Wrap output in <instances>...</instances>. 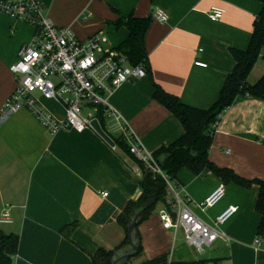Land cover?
I'll return each mask as SVG.
<instances>
[{"label":"crops","instance_id":"0c3cea01","mask_svg":"<svg viewBox=\"0 0 264 264\" xmlns=\"http://www.w3.org/2000/svg\"><path fill=\"white\" fill-rule=\"evenodd\" d=\"M41 1L44 15L55 26L70 28L80 40L105 33L106 49L118 48L129 36L126 28L108 24L119 15L151 17L145 37L150 73L121 86L110 103L153 153L184 134L180 121L153 99V83L186 106L210 109L234 70L231 50L248 49L254 22L262 11L256 0ZM213 7L226 11L219 22L208 17ZM156 8L168 15L167 23L157 21ZM34 34L32 26L0 13V115L17 85L11 68ZM262 77L264 51L248 83L255 85ZM43 104L58 119L65 117L59 103L44 100ZM209 158L216 167L230 169L244 179L264 181V100L236 99L216 127ZM178 181L192 201L193 212L208 224L229 207H239L221 228L230 241L219 240L203 254L187 247L189 258L177 260L178 234L164 229L160 213L166 206L162 205L139 227L144 261L168 254L172 262L264 264V234H258L261 216L256 211L258 186L247 190L230 183L225 198L202 211L198 205L222 181L213 174L196 176L186 168ZM140 183L141 177L122 152L93 129L83 133L64 129L52 136L27 111L0 124V214L8 207L13 218L11 225L0 223V232L20 237L14 264H91L98 249L114 250L126 238L117 219L129 201L140 197ZM104 193L108 196L103 197ZM74 221L78 227L69 241L61 230Z\"/></svg>","mask_w":264,"mask_h":264},{"label":"built area","instance_id":"2783aa9c","mask_svg":"<svg viewBox=\"0 0 264 264\" xmlns=\"http://www.w3.org/2000/svg\"><path fill=\"white\" fill-rule=\"evenodd\" d=\"M43 12L41 0H0V13L35 29L33 40L20 49L19 59L11 68L17 85L1 109L0 124L18 112L27 111L55 136L64 129L83 133L92 129L93 121H98L115 143L113 149L122 152L124 160L139 177L143 172L138 164H132V159L165 181L168 200L160 213L164 229L175 235L182 233L188 247L198 254H203L219 240L230 241L221 228L235 217L239 207H229L213 224L200 219L193 212L192 201L181 183L162 171L154 153L134 135L128 122L110 103L121 86L146 78V69L141 65L132 66L127 56L117 49H106L103 46L108 42L105 33L80 40L70 28L55 26ZM225 13L223 8L213 7L208 17L219 22ZM154 14L160 23L169 20L160 8H156ZM196 65L206 67L199 62ZM44 100L62 105L65 117L54 116L45 108ZM119 142L127 147V153L119 147ZM225 195L226 185L221 183L198 207L202 211L214 208ZM102 196L107 197L108 193ZM0 223H13L8 207L0 214ZM168 261L172 263L170 256Z\"/></svg>","mask_w":264,"mask_h":264},{"label":"trees","instance_id":"16d2710c","mask_svg":"<svg viewBox=\"0 0 264 264\" xmlns=\"http://www.w3.org/2000/svg\"><path fill=\"white\" fill-rule=\"evenodd\" d=\"M262 4V11L254 22V29L249 47L246 51L231 50L235 60L234 70L227 76L218 100L208 110H199L184 105L178 97L167 93L160 86L153 83V99L169 110L182 124L183 136L173 144L162 147L154 152V158L162 171L170 178L178 180L183 169L190 170L196 176H217L222 183L228 185L236 184L244 189L259 187V195L256 202V211L261 216L258 234H264V181L254 179L248 180L240 177L230 169L216 167L211 163L209 155L212 147L216 125L221 122L224 113L233 106L240 96L253 97L264 100V77L255 85L248 83V78L264 51V0H256ZM152 19L138 18L134 15L123 17L119 15L117 21L112 24L116 29L126 28L129 36L118 48L121 54L127 56L132 66H143L147 74L150 73L149 54L145 46V37L150 28ZM124 153L127 147L118 143ZM132 164H138L142 170L141 190L142 193L137 200L129 201L118 217L117 223L125 230L126 238L114 250L104 248L91 256V264H112L116 253L130 247L128 224L141 211L135 233L137 234L138 253L132 256L127 262L143 253L139 227L147 221L155 212L158 205L166 206L167 186L160 176H154L141 163L132 159ZM78 227L77 221L66 225L61 234L69 241ZM20 237L17 234H6L0 232V264H14L18 255ZM169 255L165 254L152 260L143 261L140 264H169ZM171 264H208L207 260L193 262H172Z\"/></svg>","mask_w":264,"mask_h":264},{"label":"water","instance_id":"95a60500","mask_svg":"<svg viewBox=\"0 0 264 264\" xmlns=\"http://www.w3.org/2000/svg\"><path fill=\"white\" fill-rule=\"evenodd\" d=\"M92 129L96 131L100 137L108 143L112 148L115 146L113 140L108 136V134L104 131V129L100 126L98 121H93ZM143 214V211L139 212L132 221L128 224V234H129V243L130 249L128 252L119 251L116 253L112 264H122L123 262H127L132 256L138 253V244L136 241L137 234L135 233L136 227L138 225L140 216Z\"/></svg>","mask_w":264,"mask_h":264},{"label":"rangeland","instance_id":"374dc122","mask_svg":"<svg viewBox=\"0 0 264 264\" xmlns=\"http://www.w3.org/2000/svg\"><path fill=\"white\" fill-rule=\"evenodd\" d=\"M161 204L157 206L156 210L157 212L161 209ZM188 245L186 244V241L184 239V236L182 233L178 234V242H177V252H176V259L177 260H185L186 258H189V251H188ZM144 255L136 256L131 259V264H140L145 260Z\"/></svg>","mask_w":264,"mask_h":264}]
</instances>
